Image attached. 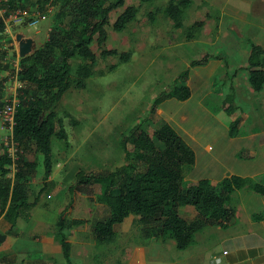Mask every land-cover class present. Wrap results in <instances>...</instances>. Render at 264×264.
Segmentation results:
<instances>
[{
	"label": "rangeland",
	"instance_id": "374dc122",
	"mask_svg": "<svg viewBox=\"0 0 264 264\" xmlns=\"http://www.w3.org/2000/svg\"><path fill=\"white\" fill-rule=\"evenodd\" d=\"M17 1L22 8H37L36 0ZM167 1L126 0V5L137 6L138 11L121 32L111 28L119 11L110 14L109 22L105 26L108 39L104 45L107 48H116L117 54L98 56L95 69L102 72V75L88 78L85 88H72L62 97L57 114L63 118L67 139L65 143L52 138V170L47 178V188L39 195L38 203L29 212L23 213L14 225H9L0 216V234L5 235L0 242L3 244L0 260H4L5 264H55L56 259L63 262L60 246L55 240L56 221L72 197L73 204L65 214L69 219L82 220L66 231L71 244L73 264H124L131 257L140 259L141 256H152L147 260L148 264H192L191 259L195 257L200 262H211L213 250L219 249L222 236L228 234L230 227L215 231L214 227H203L195 233L194 241L180 250L172 239L162 240L155 233V226L143 224L136 215L130 214L122 223L114 226L116 238L113 242L98 243L92 227L96 221L103 220L107 215L106 206L99 200L100 185L97 182L89 185L77 184L79 172L86 175L107 173L124 164L126 159L121 142L138 123L145 120L142 129L149 135L158 129L163 120L159 113L149 112L151 104L160 93L169 90L178 74L186 69H190L193 88L201 74L210 83V94L206 96L204 103L207 102V107L214 115L220 116L218 107L227 95H233V105L237 106L233 114L224 112L220 106L225 114L222 115V122L226 125L223 127L216 123L211 129H206L208 134L202 131L200 142L203 145L209 144V153L212 154L218 149V145L230 142L227 136L228 124L230 120L238 118V140L236 139L234 145H240L241 149H245V143L248 147L254 146V160L251 159L249 163L253 161L255 171L262 173L252 178L264 181V153L261 152L264 151V87L259 92L253 91L247 82V70L244 69L247 65L249 44L256 42L252 39V34L259 38L263 34L256 30L259 22L254 21L255 27L243 30L238 22H244L248 17L241 4L237 6L238 0H228L230 3L226 8L222 7L220 0L214 2L218 5L217 8L209 7L200 0H192V4L182 14L181 27H177L164 13ZM59 5V0L49 2V12L44 10L46 17L36 28L28 26L25 21L10 27L11 37L5 32L0 34V52H3L0 55L3 63L7 65L0 69L3 101L13 97L12 75L16 68L19 74V60L25 56L24 52L21 54L20 48L26 46L29 53H32L47 39L48 27L60 25L59 21L65 20L60 16ZM254 12L256 20L264 21V2L256 1ZM197 20L204 23L202 28L192 32L194 40H186L188 26ZM227 32L230 35L225 38ZM257 43L264 45V38ZM210 44L222 47V51L218 50L221 53L209 55L210 49L214 48ZM122 52L128 53L126 62L119 59ZM206 54L214 62L210 64L215 67L213 70L201 66L189 67L192 59H199ZM206 90H193V100L198 99L200 93ZM215 120L210 117L207 123L211 126ZM8 132L0 128V153L5 151V135ZM154 141L161 146L158 141ZM206 154L208 153L201 156L199 162H206ZM25 157L36 162L33 177L28 183L31 200L44 184L42 156L31 152ZM187 171L185 168L183 186L206 175L203 168L191 170L190 177L187 176ZM7 176L10 179L14 177L12 165ZM246 192L250 194L249 200H254V196L258 198V194L249 187H246ZM238 198L235 191L227 205L234 207V213L241 216L237 218L240 220L238 224H243V211L248 207L238 203ZM249 203L252 205L255 201ZM179 211L188 220L196 214L191 205L181 206ZM221 230L222 238L218 236ZM42 235L49 240L52 238L51 241H55L53 243L58 247H45V242L41 241ZM16 240L26 244L18 246ZM46 248L54 250L45 252Z\"/></svg>",
	"mask_w": 264,
	"mask_h": 264
},
{
	"label": "trees",
	"instance_id": "16d2710c",
	"mask_svg": "<svg viewBox=\"0 0 264 264\" xmlns=\"http://www.w3.org/2000/svg\"><path fill=\"white\" fill-rule=\"evenodd\" d=\"M53 0H36L37 7L44 11ZM59 13L64 21L51 25L47 39L32 53L20 58L18 79L24 87L19 89L18 102L13 125V139L18 145L16 170L13 179L7 176L12 164L10 155L0 153V216L9 225L29 212L39 200V195L47 188V178L52 170V138L67 139L63 118L57 108L64 94L72 89H83L86 80L96 75L98 56L116 55V48H107L106 25L110 14L119 11L111 25L113 31L121 32L131 22L138 11L137 6L126 5V0H59ZM150 2L152 0H140ZM9 8L19 6L17 0H6ZM190 0H168L165 15L174 26L181 27L182 14ZM21 7V6H20ZM201 20L192 22L185 33V39L194 37L195 30L203 26ZM4 23L0 19V34ZM3 55V52H0ZM0 55V69L6 68ZM127 52L120 53L119 59L126 62ZM206 54L192 59L189 66L205 65ZM247 82L249 87L259 92L264 87V45L250 42L247 57ZM100 73V74H99ZM189 69L183 70L174 79L172 87L160 93L152 102L149 112L154 114L158 105L166 98L185 100L191 90L186 84ZM2 90L0 83V106ZM233 95H227L221 108L233 114ZM75 124L74 120H71ZM145 120L133 127L122 140L126 162L107 173L86 175L78 173L77 184L100 185L99 200L106 206L107 215L92 227L98 243H111L116 238L114 226L122 223L130 214L138 221L155 226V233L162 240L172 239L177 249H185L194 241L195 233L205 226H225L235 215L233 207L227 205L232 194L243 187H249L256 194H264V181L252 177L231 175L212 184L206 178L183 186L184 169L195 163L192 148L178 135L170 124L163 122L149 135L142 129ZM239 119L228 124V134H238ZM158 141L161 146L157 145ZM31 152L42 156L44 184L33 199L29 200V181L33 177L36 162L26 159ZM72 189V186L69 188ZM74 197L65 206L56 221L55 240L60 246L64 264H72L71 244L67 229L81 223L79 219L66 216ZM191 205L196 214L190 220L178 212L181 206ZM257 217H263L261 216ZM0 243V247H1Z\"/></svg>",
	"mask_w": 264,
	"mask_h": 264
},
{
	"label": "crops",
	"instance_id": "0c3cea01",
	"mask_svg": "<svg viewBox=\"0 0 264 264\" xmlns=\"http://www.w3.org/2000/svg\"><path fill=\"white\" fill-rule=\"evenodd\" d=\"M191 1L192 0H190V4H192ZM216 1L215 0H200L201 3H207L208 6L209 7L211 6L212 8L218 7L217 4H214V2ZM238 1L239 2L237 3V6L241 4V8L245 9V14L247 15L248 19L245 20L244 22H241L240 20L239 22L238 21L237 22L242 25L243 30H248V29H252L253 27H255L254 21H258L259 23L256 26V30L258 32L259 31L263 32V34L261 35V38H259L255 34H252L251 37L253 40L256 41L254 43L259 44L257 43V41H260L262 38H264V24L261 23V22L264 23V21L256 20L253 16L255 14V12L253 13L254 4L256 1L258 2L259 0H238ZM261 1L264 2V0H261ZM220 2L223 3L222 7L224 8H226L228 3H230L228 0H220ZM225 18H228V17L225 16ZM247 26L249 27L247 28ZM49 28L50 27H48L47 31L49 30ZM228 32L226 33L225 38H227L228 35H230L228 34ZM194 39L195 37H193L190 40H194ZM210 46H213L214 48L210 49L211 52L208 53L209 55H212V54L217 55L218 53L219 54L221 53L220 51H222L221 49L222 47H217V44H213V45L210 44ZM211 63H214V62L212 61V58L209 57L207 63L205 65H201V67L202 68L208 67L211 70H213L215 67H211L210 66ZM215 66L217 65L215 64ZM195 67H192V68H195ZM189 72H190V69H189ZM203 76L204 75L202 74L198 75L197 85L196 87L193 88L191 86L190 73H188L186 84L189 86L191 90L190 97L185 100H181V101L174 100L173 98H166L163 102H161L158 105L157 110L155 112V113L160 114V117L163 120L161 124L163 122L170 124L171 127L178 133V135L181 136V138L194 151L195 163L193 166L186 168L188 169L187 176L189 175L190 177V172H192L191 170H199L203 168L206 172V175H203L202 178H206L210 180L212 184H216L222 179L226 177H230L231 175H238L241 177H253L254 175L262 173V172L255 171V163L253 161L251 162V164L249 163V161L253 159V156L255 155L256 149L254 150L253 148L254 146L253 147L249 146L250 147L249 148L248 144L245 143V149L244 148L241 149L240 145H234V142L236 141L238 136L230 137L229 134L227 133V136L230 139V142L218 145V149L212 154L209 153L210 148H211L210 145L209 144L203 145L200 142V136H201L202 131L208 134L206 129L208 128L211 129V127H213L216 123L223 127L224 125H226V123L222 122L223 120L222 115H225V114H223V111L220 109L221 104L218 107L219 109L218 112L220 113V116H221L220 117V116L214 115L212 111H210V109L207 107L208 105H206L207 102L204 103L206 96L210 94V83L206 82ZM202 88L207 89V90L204 93H200V96L198 99L193 100V96H192L193 90L200 91ZM192 101H195V102H192ZM210 117H213L216 119L215 121H213V123H211V126L210 124L207 123V119H209ZM219 117L221 121L219 120ZM227 132H228V129H227ZM191 142H193L195 146H193ZM205 152L208 153L204 155L206 162H199V159ZM261 152L264 153V151H261ZM202 178H199V179H202ZM242 193H246V194H242ZM236 194L239 195L238 203L241 202L249 208V209L245 208V210L243 211L244 222L243 224H238L240 220H238L237 218L238 217L240 218L241 216L235 213L234 217L225 226H205V227H214L213 231H215L216 229L220 230L223 227L224 228L230 227L231 229V230L229 229L227 230L228 234H226V236L224 235L225 237L222 236L223 235L222 230L219 231L218 236L223 237V238L221 237L222 244H220L219 249L213 250L212 256H214V254H219L222 256L223 260L228 261L231 264H264V194L262 195L258 194V198H255L256 196H254L253 197L254 200H252V198L249 200L248 198L249 193L246 192V187L236 190ZM249 201L250 202L255 201V203L251 205ZM179 210H180V207H179ZM179 210L178 212H180ZM261 214L263 217H257V216H261ZM214 234L215 232H213V235ZM42 240H43V243L45 242L44 243L45 247L50 246V247H53L54 249L56 246L58 247L56 243L55 244L53 243L55 241H51L52 238L51 240H49V238H45L44 235H42L41 241ZM16 241L18 243V246L26 244V243L24 244L21 243L22 241L21 242H18V240ZM2 246L3 244H1L0 252H2L1 251ZM53 248H46L44 250L45 252L51 251V249L54 250ZM224 250L227 251V254L225 255L223 254ZM142 251H144V248ZM150 258H152V256H148V257L141 256L140 259L131 257L124 264H148L147 260H149ZM71 259H72V253H71ZM191 260L193 262L192 264H208V263L212 264L209 261L200 262V259L198 257L192 258ZM210 261H211V258H210ZM5 263L6 262H4V260H0V264H5ZM55 264H64V261L62 262L61 260L56 259ZM72 264H73V260H72ZM176 264H185V263L177 262Z\"/></svg>",
	"mask_w": 264,
	"mask_h": 264
},
{
	"label": "built area",
	"instance_id": "2783aa9c",
	"mask_svg": "<svg viewBox=\"0 0 264 264\" xmlns=\"http://www.w3.org/2000/svg\"><path fill=\"white\" fill-rule=\"evenodd\" d=\"M6 0H0V19L4 23V32L11 37L10 27L12 25H19L27 21V25L36 28L40 21L44 20L46 13L40 10L38 7L33 9H25L20 6L15 8H9L7 5H3ZM47 9V8H46ZM49 12V8L47 9ZM14 83V93L11 99L5 100L0 106V128L2 130H8L5 135V151L10 155L12 159V166L15 172L17 159L18 145L13 139V125L16 112V105L18 102L19 89L23 88V83L18 79V68L15 69L12 75ZM10 165V166H11ZM223 254H227V251H223ZM212 264H231L228 261L223 260L221 255H214L211 258Z\"/></svg>",
	"mask_w": 264,
	"mask_h": 264
},
{
	"label": "water",
	"instance_id": "95a60500",
	"mask_svg": "<svg viewBox=\"0 0 264 264\" xmlns=\"http://www.w3.org/2000/svg\"><path fill=\"white\" fill-rule=\"evenodd\" d=\"M20 51H21V54L24 52V53H25V56H26V54H27V55L30 54V53H29L30 50H29L26 46H25V47L22 46V47L20 48ZM4 237H5L4 234H0V242L3 241Z\"/></svg>",
	"mask_w": 264,
	"mask_h": 264
}]
</instances>
